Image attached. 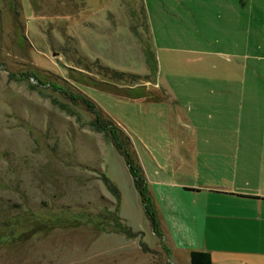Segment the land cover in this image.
Segmentation results:
<instances>
[{"label": "rangeland", "instance_id": "374dc122", "mask_svg": "<svg viewBox=\"0 0 264 264\" xmlns=\"http://www.w3.org/2000/svg\"><path fill=\"white\" fill-rule=\"evenodd\" d=\"M222 80L264 93V0H0V264H174L81 96L229 115Z\"/></svg>", "mask_w": 264, "mask_h": 264}, {"label": "crops", "instance_id": "0c3cea01", "mask_svg": "<svg viewBox=\"0 0 264 264\" xmlns=\"http://www.w3.org/2000/svg\"><path fill=\"white\" fill-rule=\"evenodd\" d=\"M219 84L233 99L224 98L229 115H190L176 93L169 103L143 96L129 113L126 100L90 93L134 138L174 264H190L192 250L210 252L212 264H264V93Z\"/></svg>", "mask_w": 264, "mask_h": 264}, {"label": "trees", "instance_id": "16d2710c", "mask_svg": "<svg viewBox=\"0 0 264 264\" xmlns=\"http://www.w3.org/2000/svg\"><path fill=\"white\" fill-rule=\"evenodd\" d=\"M125 74V72H114L115 77H123L125 76ZM81 99L83 101V104H85L95 114V119L93 121L95 129L97 131L104 132L106 135H108L116 149L125 157L126 164L128 165V168L133 176L135 187L140 193L141 200L144 204V208L148 219L150 220L151 226L153 227V230L156 234H160L157 213L154 209L153 201L150 196V191L145 173L139 164V160L137 161V159H135L134 161V159L131 157V153L125 147V142L121 140L120 133L123 132V130L120 129L117 124L112 119H110V117L103 118V115L105 114L104 109L101 108L97 103H95L93 99L89 98L87 95L84 94L81 96ZM127 138L129 140V137ZM105 181L107 183H110V185L112 186L113 192L117 196V202L119 206L120 196L117 187H115L107 177H105ZM118 211L119 208L116 212H109L112 216H115V219H117L120 217L119 213H117ZM119 229L123 233H125L129 238H134L138 236V234H140L139 232H135L131 227L126 224L124 226H120ZM190 264H212L211 253L203 250H192L190 254Z\"/></svg>", "mask_w": 264, "mask_h": 264}]
</instances>
